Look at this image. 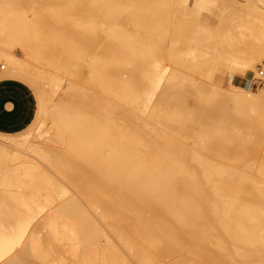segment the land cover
Masks as SVG:
<instances>
[{
	"label": "bare ground",
	"instance_id": "obj_1",
	"mask_svg": "<svg viewBox=\"0 0 264 264\" xmlns=\"http://www.w3.org/2000/svg\"><path fill=\"white\" fill-rule=\"evenodd\" d=\"M23 1L21 0L19 3L23 4ZM11 3L8 4L10 8L13 7L11 9H7V6H5L6 9H2L0 6V58H3L6 63L8 62L11 71L2 77H13L21 80L23 76L26 79L28 78L27 81L38 91L39 109H41L38 111V116L39 112L42 113V110L45 115H48L43 120L41 119L39 134L42 135L43 131L50 132L53 130L54 137H56L57 142L59 141L62 144L63 148L61 147L62 149L57 151L48 150L47 153L44 148L42 150L43 146L40 147L41 144H37V140L34 139L31 143L28 140L31 144L29 147L34 152L41 153L45 151L46 154L42 152L45 157L44 155L41 156L48 160L63 179L69 181L80 180L81 183L89 186V189L83 192L82 195L86 197L91 208H94L95 210H93L101 216V221L102 218L103 222H105L104 219L125 220L126 217H129L127 215L131 213L139 219L138 225L141 224L140 221L143 219L147 223L150 221V223L146 224L142 220L144 222L141 225L142 227L143 224L148 225L154 230V234L158 233L155 231L157 229L160 232L162 231L161 233L164 234L161 235H165L168 240L170 239L171 245L167 243L170 245L168 248L176 246L179 249L182 247L197 251L206 247L205 243L201 244L200 242L208 239L207 232L209 228L204 224V221L209 220L208 222H210L211 219L208 218L212 215V217H215V219L213 217L214 220L219 218L217 220H219L221 226L218 224V227L216 224L215 228L214 226L210 227H213V229L220 228L218 230L223 229L222 231H225V234H228L234 240L241 238L240 235H245L246 242L243 241L246 245H248L247 241L251 240L249 242L253 243L252 245L255 243L260 249H263L260 246L264 245V242H260L263 240L261 236L258 237V233H260V227L264 225V164L261 166L255 162V157L261 155V149L257 143L262 147L263 130L260 134L258 133L260 130L246 131V133H250V139L245 134L248 140L242 141L244 134H242V137L240 136L241 139H238L237 136L231 138V134H226V132V141L222 139V146L229 145L227 148L223 147V150L227 149V151H224L227 152L226 155L220 153V157L225 160L224 162L228 161V158L225 157L228 155L230 161L234 159L232 155L236 153H232L236 152L237 149L240 150L242 144L243 146L245 144L247 152H243L247 154V158L254 157L253 161H251L252 159L246 160L248 162L245 174L242 175L233 167L234 160L232 163L227 162L232 166L230 167L226 163L224 165V162H215L214 160L217 158L212 159L210 151H212V144L216 140L210 137H212L211 134L219 136L220 133L218 132L219 135L218 133H211L207 137L208 128L218 126V120L213 122V116L216 117L221 109L214 106L213 103L210 104L211 106L209 105L213 100L208 101L211 97L206 92L205 87L207 86H205L206 83L202 82L203 79L199 82L193 77L182 74L181 69L185 67V61L181 58L175 46H168L170 31L166 26L164 27V24L166 19L171 20L169 16H172V14L170 12L167 14V11L174 6L171 1L57 0L55 2L45 0L43 4L30 6L33 12V18L31 19L26 11L18 9L19 6L14 8L10 5ZM80 11L89 14L90 17L85 18L82 16L80 18ZM150 18H152V21L154 18V24L149 22L151 21ZM243 23L245 24V22ZM50 25L54 28L53 35H51L52 33H45L46 27ZM127 25H131V28ZM241 26L244 27L243 24ZM261 27L255 24L251 27V30L257 34L258 41H261L262 38ZM248 31L250 30L248 29ZM146 40L151 42L148 43ZM31 41L37 43L33 47L34 54H41L44 48L51 49L49 55L52 54L54 57L50 64L69 76L67 100L50 105L49 102L52 101V98L50 100L45 89H42L40 81L42 77L48 78L43 73L45 71L42 72L43 75H40L42 74L40 72L36 73L32 67L30 68L26 65L27 63L25 64L24 61L18 59L10 51L14 45L28 47L30 45L32 47L33 42ZM28 47H26V50ZM252 47H254L252 49L254 57L251 56L250 59H247L249 56L245 57L247 69H253L256 60L261 61L264 59V42H258ZM41 48H43L42 51ZM23 49L25 48L23 47ZM30 49L28 48L29 52ZM49 51L47 50V52ZM47 52H45L47 57L43 54L42 57L48 59ZM188 54H191V52ZM39 59L37 58V60ZM163 60L167 61L168 64L162 68L161 63ZM193 61V64L187 67L189 70L192 69L196 72L200 68H198L196 60ZM43 62L45 63V61ZM4 66L6 67V65ZM84 66L89 69L88 76H82L81 70ZM213 68L212 70L216 67ZM39 70L42 71L43 69ZM57 75L49 77L55 85L63 79L60 75ZM205 79L208 80L207 76ZM50 81L48 80V82ZM162 81L165 84H162ZM80 82L83 83L89 93L86 92L85 94L83 92V95L80 96ZM160 84H162L163 89L161 86L162 91L153 100L156 89ZM244 87L240 88L239 91L237 90L239 92L237 95L238 102H242L240 104H245L248 108L251 106L253 111L261 110L260 108L254 110L253 107H264V88L259 92H254L246 86ZM230 91L229 94L233 95L234 90L233 92ZM189 96L195 99L197 105H194V102L192 103L190 99V103L193 104L192 106H196L195 108H191L188 104L187 98ZM234 100L236 101V99ZM235 101L231 100V102ZM207 102L209 103L207 104ZM262 110L261 112L264 111ZM259 115H261L259 117L260 122H257L258 119H255L257 117L254 118V116H252L254 119H251L256 122L253 123L251 119L250 121L251 124H257L258 127L262 128L264 127V112ZM247 121L249 122V119ZM47 122L51 125L49 129L41 130ZM252 131L259 135L262 134V136H258ZM21 135L19 136L22 138L27 136L30 139L29 137H31L30 132L21 133ZM223 135H220V139L221 137L224 138ZM254 135L257 137L254 138ZM259 137L263 140H260ZM189 139H193V143H189ZM22 140L24 141V139ZM20 142L21 140H19V144ZM232 144H237L240 147L234 149L231 153L229 148ZM8 147L9 144L0 142V165H6L9 170V174L3 175L0 181L2 187L0 189V264H28L26 256L34 255L35 250L40 248L41 243L38 236H36L37 233L33 228V224L47 208L51 210L47 217H58L73 223L83 237H86L95 245L102 246L101 241L105 240L102 230L104 228L105 230L107 228L112 229H110L111 227L102 228L103 225L102 227L99 226L98 216L92 215L89 209L86 208L88 203H85L86 200L84 201L83 196L78 198L70 194L66 184H63L56 177H48L45 170L42 167L40 168L39 163L30 160V155L27 157L28 152L25 156L21 151L22 154L18 153L20 149L17 146L16 150L18 151L15 152H12L14 149L12 146L13 149L11 150ZM31 155L32 158L33 156L36 158V155ZM48 157L54 158L49 160ZM261 158L264 159L263 156ZM12 161L17 162L15 163L17 165L12 167ZM148 218L151 220H148ZM225 219H234L238 221V224L234 222L231 227L229 222V224L225 223ZM123 220L122 222L115 221L117 223H113V230L119 223H122L120 225L123 226L125 224ZM132 220L128 218L129 222L127 223L129 225L126 226L125 224L123 226L127 230L125 232L124 229L121 231L122 234L124 233L123 236L125 234L126 237L130 236L128 232L133 230L131 227L129 230L130 223L134 224ZM246 221L252 222L250 228L245 226ZM239 222L243 225L242 227H239ZM210 223L213 224V222ZM234 224L237 226L233 227ZM258 224L260 227L257 226ZM258 228L260 229L258 230ZM143 230L145 229H140L139 226L140 236L141 232H146ZM260 231L264 234V229ZM149 232L145 234L148 235ZM256 233V237L261 239H258V242H255L254 235ZM143 234L141 236L143 244L149 241L150 243L147 242V244L153 246L154 250L158 246V251L163 250L165 245L162 246V243L164 241H159L157 234H152L155 239H152L153 241L149 238L151 234L144 236V238ZM123 236L118 235L117 232V238ZM133 237L135 236L129 238V242L136 244L138 239L136 238V241L134 239V243ZM211 237L209 236V238ZM221 242L225 244V241ZM211 243L210 240L209 244ZM236 244L234 246L237 250ZM22 246H24L23 250L19 251L18 248L20 249ZM137 246L132 247L135 249ZM225 247L224 249H226ZM161 248L162 250H160ZM168 250L165 251L168 253ZM158 251L155 250V255L158 254ZM170 251L173 250L170 249ZM137 252L136 254L140 253ZM152 252L154 253V251ZM229 252L231 253V251ZM150 253L151 251H143L140 254L142 257L138 258L142 260H138L137 257L136 259L142 261V264H148L154 255ZM161 254L164 255V252H161ZM173 254L175 255V253ZM243 254L241 255L244 256ZM180 256H178L179 262L175 260L178 263L175 261L172 263L186 264V261L184 262L181 259L182 257L184 259V256L179 259ZM221 257L224 258V256ZM230 257H233V255ZM260 257L262 259L264 255ZM27 259L29 262H33L30 261L32 260L31 257H27ZM224 260L226 259L224 258ZM261 263L264 264V260Z\"/></svg>",
	"mask_w": 264,
	"mask_h": 264
},
{
	"label": "rangeland",
	"instance_id": "obj_2",
	"mask_svg": "<svg viewBox=\"0 0 264 264\" xmlns=\"http://www.w3.org/2000/svg\"><path fill=\"white\" fill-rule=\"evenodd\" d=\"M5 1H8V0H0V3H2V4H0V6L2 7V9H6L5 6H7V9L8 8L9 9L13 8V7L10 8L8 6V4L10 2H12V3L14 2L13 4L11 3L10 5L14 6V8L19 6L17 8L20 9V10L26 11V13L28 14V17L30 19L33 18V12H32V8H31L32 6L31 5H33V6L36 5L37 6L38 4H43V2H45V0H28V1L27 0L23 1L22 0L24 2L23 4L21 3L23 5L22 6L19 3V2H21V0L19 2H16L17 0L16 1H13V0L10 1L9 0L8 1L9 3L8 2L6 3ZM46 1H48V0H46ZM52 1L57 2V0H52ZM168 1H171L173 3V5H174V6H172V8L169 11H167V14L169 12H170V14H172V16L169 14L170 15L169 17H170L171 20L169 21L168 19H166L165 20L166 21L165 24H167V25L164 24V27L166 26L168 31H170L169 34H168V38H169L168 46H175V48L178 50L181 58L185 61L184 62V66L185 67H183L181 69L182 74L184 76L193 77V78H195L196 81H199V80L201 81L203 79L202 82L206 83L205 84V86H207V87H205L206 88V92L211 97L208 101H210V100L212 101L213 100V102H210V103L207 102V104L209 103V105H210V104L213 103L214 106H216L219 109H221L217 113V116H216L217 118L215 117V115L213 116V122L215 120L216 121L218 120L219 124L217 123L218 126H211L212 128H208L209 130H208L207 137L211 133H218L219 132L221 136L224 134L223 135L224 138L221 137V139H220L219 133H218L219 136H217V134L216 135L211 134L212 137H210V138H213V139L216 140L212 144V147H213L212 151H210V154L212 155V159L214 160V158H217L214 161L215 162L217 161L218 163L224 162L225 160H223L220 157V153L223 154V155L224 154L226 155L227 152H224V151H227V149L223 150V147L224 148L229 147V145L222 146L223 145L222 139H225L223 141H226V138H227V137L225 138L226 134H231L230 135L231 138H235L237 136L238 139H241L242 134H244V136L242 138V141L243 140H248V138L250 139V136H249L250 133L248 134V133H246V131L247 132H251V130H256V131L260 130V131H258V133L260 134V132H262L261 130H263V135H264V127L260 128V126L258 127L257 124L256 125L253 124L254 122H256L255 120H254V122L252 121V119L257 117L255 119H258L257 122H260L259 121V117L261 115H259V114H263L264 107L261 108L262 106H258V107L254 106L253 107V109L255 108L254 110H259L257 108H260L261 110L263 109L262 110L263 112H261V110H259L257 112L253 111L251 106H249V108H248V106H246L245 104H240L242 102H238L239 98L237 96L238 93H239L238 92L239 89L240 88H245L244 86H246L249 90L254 91V92H256V91L259 92L262 88H264V76L263 77H258L257 76V73H259V71L261 69H264V59L261 60L262 62L259 61V60H256V63L254 65L253 69H247V67L245 65V63L247 61L245 59V57L249 56L247 59H250L251 56H252V58L254 57V55L252 54L253 53L252 49H254V47H252V46L253 45L255 46L258 42L259 43L260 42H264V33H263L264 32V29H263V27H264V0H168ZM3 4H5V5H3ZM245 8H247V9H245ZM172 9H173V11H172ZM79 16H80V18L82 16L85 17V18H89L90 17L89 14H86V13H84L82 11H80ZM251 16H253V17H251ZM162 17H163V15H162ZM165 17H166V15H165ZM150 20L151 21H149V22H153V24H154V21H155L154 18H153V21H152V18H150ZM171 21H172V23H171ZM243 22H245V24ZM242 24H243L244 27L241 26ZM254 24L256 26H259V27L262 26L260 28V29H262L261 33H262V38H263V39L261 38V41H258L257 34L254 33L251 30V27ZM150 25H152V24H150ZM250 25H252V26H250ZM51 26L52 25L46 27V29H45V33L47 32L46 34H51L52 33L51 35H53L54 28H53V26L52 27ZM127 26L129 28H131V25H127ZM231 28H232V30H231ZM248 29L251 31V33H250V31H248ZM234 30H235V32H234ZM254 35H255V38H254ZM31 42H33L32 43L33 44L32 47H30V45H29V47L28 46H21V45H14L13 48L11 47L10 51L13 52L14 55L18 59H20L21 61H24L25 64L27 63L26 65H28L30 68L32 67V69H34V71H36V73L37 72L38 73L39 72L42 73L43 71H45L43 73H44V75H47L48 78L45 79V77H42L43 79L41 78L40 81L42 83V89H45V91L48 94V97L50 98V100L52 98V101L49 102L50 105H52L53 103L55 104L56 102L60 103V102H62L64 100H67L68 99V97H67L68 94H66V93H67V85L70 82L69 76L67 74H65V73H62V71L59 70V68H56L53 64H50V61L54 57V56H52V54L49 55L50 51H52L51 49L44 48L45 52H47V50L48 51L50 50L49 52H47L48 56H49L48 59H47V58L44 57V56H46L44 51L41 52V54H34V48L33 47L37 43L34 42V41H31ZM146 42L149 43L151 41L150 40H148V41L146 40ZM239 44H241V45H239ZM23 47L25 49H23ZM26 47H28L29 49L31 48L30 52H29L28 48L26 50ZM248 48H249V50H248ZM42 49L43 48H41L40 50L42 51ZM229 50H231V51H229ZM32 51H33V53H31ZM186 51H187V53H186ZM25 52H28V53L26 54ZM190 52H191V54H188ZM249 52H250L251 55L249 54ZM246 53H247V55H246ZM30 54H32L31 55L32 57L30 56ZM42 54L44 55L43 57L45 58V60L42 57ZM243 54H244V56H243ZM55 55H56V53H55ZM37 58L38 59L40 58V59L37 60ZM42 60L45 61V63ZM193 60H196L197 66H198V68H200L196 72L194 70H192V69L189 70V68L187 67L188 65L193 64V62H194ZM0 62H1V64L6 65V67L4 69H0V78H1L3 75L8 74L11 71H10V65L8 64V62L6 63V61L3 58H0ZM166 64H168V62L163 60L162 63H161L162 68ZM51 65H53V66L51 67ZM37 67H40V68H37ZM205 67H208V68H205ZM213 67L214 68L216 67V68L214 69ZM212 68L214 70H212ZM39 69H41V70L43 69V70L40 71ZM206 69L207 70L209 69V70H212V71H209V70L207 71ZM51 72H52V74H51ZM43 73L40 74V75H43ZM81 73H82V76H88L89 73H90L88 67L84 66L82 68V70H81ZM57 74L60 75L63 79L60 80V82H58V84L55 85V84H53L50 81V78L53 77L54 75H57ZM201 74H203V75H201ZM50 75H52V76H50ZM192 75H194V76H192ZM206 76H207V79L209 80V81L207 80L208 82L205 79ZM200 77H205V78H200ZM27 79H26L25 76H23L22 80L25 81L26 83H28L32 87V89H33V91H34V93L36 95V98H37V104L38 105H37V111H36L35 118L25 130H23L21 132H17V134L0 132V142H5L7 145L9 144L8 148L10 150L14 148L15 150L13 149L12 152L18 151V150H16V146H17L18 149H20L19 152H18L19 154L23 153V155L25 154V156H26V154L28 152L27 157H28V155H30V157H29L30 160H35L34 162H36L37 164L39 163L41 165V166L39 165L40 168L42 167L45 170V173H46V175L48 177H56V178H58L61 182H63V184H66V186L70 190V194H73L74 196H76L78 198L80 196H83L84 201L86 200L85 203H88L86 197L84 195H82V193L85 192L86 190H88L89 186L84 184V183H81L80 180L69 181V180H67L65 178L63 179V177L60 175V173L50 165V163L48 162L47 159L44 158L45 154H46V152L48 150L49 151L50 150L51 151H57V150L62 149L63 147H62V144L59 141L57 142L56 137H54L53 130L52 131L49 130L50 132L43 131L42 135L39 134V126L41 125V121L43 120V118H46L48 115H45V112L43 113V110H42L41 111L42 113L39 112V116L40 117L38 116V111L41 110V109H39L40 100H39V97H38V91L35 89V87L33 85H31L27 81ZM48 80L50 82H48ZM163 81H164V79H163ZM210 83H211V85H209ZM162 84H165V83L163 82ZM162 84H160V86L156 89V93L153 96V100H155L154 97H158L159 92L162 91L161 90ZM45 86H46V88H45ZM220 87H222V88L220 89ZM85 88L86 87H84L83 83L80 82V84H79L80 96L83 95V92H85V94H86V92H88V91H86ZM218 88L220 89V91H219ZM162 89H163V86H162ZM217 89H218V91H217ZM227 90H229L230 92H233V90H234V92H233L234 94L230 95L229 91H227ZM190 99H191L192 103L194 102L193 103L194 105H197L196 101H194L195 99L192 96H189L187 98L188 104L191 106V108L192 107L195 108L196 106H192L193 104L190 103ZM234 99H236L237 102ZM231 100L235 101V102H231ZM234 103H236V104H234ZM237 105L241 106V107H238ZM214 106H213V108H214ZM245 107H247V108H245ZM236 109H239L240 112H239V110H236ZM215 110H217V109H215ZM250 111L252 112V114H251ZM238 115H239V117H238ZM218 116H220V117H218ZM221 116H223V117H221ZM252 116H254V118H252ZM263 117H264V115H263ZM247 119H249V122L247 121ZM250 119L253 122L252 124H251ZM219 120H220L221 123L219 122ZM234 120H235V122H234ZM47 124H45V127L43 126L41 130H43V129L48 130L49 126H51V125H49V122H47ZM214 124L216 125V123H214ZM248 124H249V126L250 125L251 126L253 125V126L249 127ZM258 125H260V124H258ZM261 126H263V125H261ZM217 128H218V130H217ZM27 132L31 133V135H30L31 137H29L30 139H28L27 136L26 137L24 136L25 138H22V137L19 136V135H21V133H27ZM225 132H226V134H225ZM252 132H254V131H252ZM245 134L247 136H249V137L247 138V136H245ZM255 134L258 135V136H262V134L261 135H259L257 133H255ZM256 135H254L255 136L254 138L257 137ZM210 138H208V139H210ZM259 138H260V140L262 139L261 137H259ZM22 139H24V141ZM32 139L37 140V144H39V145L41 144L40 147L43 146L42 150H44V149L46 150V152L44 151L45 154H43L44 157H42L43 156L42 155L43 151L42 152L40 151L41 153H38V152H34V151H32L30 149L29 146H31V144H30L31 141L33 142ZM19 140H21L20 144H19ZM28 140L30 141V143H29ZM192 140L193 139H189L188 142L189 143H193L194 140L193 141ZM254 140L257 141V139H254ZM49 141H51V142H49ZM23 142H24V145H23ZM257 142H260V141L258 140ZM262 142H263L262 147H260V144L257 143L259 145V148L261 149V155L257 156V158L255 157L256 164L257 165H261V166H263V164H264V159L261 158L262 156L264 157V140ZM26 145H28V146H26ZM49 146H52V147H49ZM240 146L237 145V144L236 145L232 144V146H231L232 149L229 148L231 150V153H232V151H234V149H237L239 147L241 148L240 150L237 149L238 152L236 151V152L232 153V154H235V153L237 154V155L236 154L232 155L234 157V159H232L233 158L232 157L231 158L232 160L230 161L229 160L230 159L229 155H228L229 157L228 156H225V157H226V159L228 158L227 159L229 161V162L227 161L228 163H232V161L234 160L233 163H232L233 167L236 168L237 171L243 175V174H245L247 172V162L248 161L246 162V160H251L252 159L251 161H253L254 157L248 159L247 158V154L245 152H243V151L247 152V150L245 149L246 148L245 144H244V146H243V144L240 145ZM53 147L55 149H51ZM229 149H228V151H229ZM24 150L26 151V153H25ZM214 152L216 154L217 153L218 154L216 155ZM207 153H209V152H207ZM31 154L36 155L35 156L36 158H34V156L32 158ZM244 154H246V155H244ZM53 158L52 157H48L49 160H52ZM237 159H238V161H237ZM15 161H17V160H15ZM15 161L11 162L12 163L11 164L12 167L17 165V164H15V163H17ZM227 162H224L223 164L225 165V163H226V165H229L230 167H232L230 164H227ZM249 163H250V161H249ZM251 164H253V163H251ZM8 172H9V170L7 169L6 165H4V164L0 165V181H1V178H2L3 175H8L9 174ZM1 188L2 187L0 186V189ZM0 193H1V191H0ZM76 193H77V195H76ZM86 206H87L86 208L89 209V211L92 213V215L98 216L97 218L99 220L101 219V216H99L98 213L96 211H94L95 210L94 208H93L94 210L91 208L89 203L86 204ZM50 211H51L50 208H47L45 210V212L43 213V215L41 217H39L38 220L35 221L34 224H33V228H35V231L37 233L36 236H38V239L41 242L40 243V248L41 249L39 248L38 250H35V254L34 255L33 254L28 255L27 254L28 256H26V261H27L28 264H43V263L44 264H80L79 261L82 260L83 258H84V261H83L84 264L85 263L86 264H142L141 263L142 261L141 262L138 261V260H142L141 258L138 259L139 257H142V255H140V254H142L143 251L144 252L145 251L146 252L151 251L150 254H152L153 253L152 251H154L153 254L155 255V253H156L155 250L158 251L159 250V246L157 247V249L155 248V250H154L153 246H150V244H149L150 242L149 241H147V242H149L148 244H147V242L145 244H143L142 243L143 239L141 240V236H142V234L144 232H141V236H140V234H139L140 232H138L139 231V226H140V229H142V228L145 229V230H143V231H146L145 233H148L149 230H150L149 234H151V235H150L149 238L151 240L154 239L152 237V234L153 235L157 234V237L159 238V241L161 240L162 242L164 241V243L166 242L165 244L162 243V246L165 245V246H163L164 248L162 247L163 250L161 248L160 250H162V251H158V254H156L157 256L155 255L156 257L153 255L152 259H154V260L151 259L152 261L150 260V262H152V263L148 262V264L149 263L150 264H171L175 260H177L179 262L180 260H178V256H180V255L184 256L185 260L183 259V257L181 258V256L179 257V259L181 258L184 262L186 261L185 262L186 264H187V262H188V264H194V263L195 264H262L261 262L264 260V257H262V259H260L261 258L260 256L264 255V254H261V253H264L263 252L264 245L260 246V244H258L260 247H263V249L262 248L260 249L257 245H255V243H254L255 246L252 245L253 243L249 242L251 240L247 241L248 245H246V243H245L246 242L245 235H240L242 239L241 238H239V239L237 238L236 239L237 241H236V240H234V238H232L228 234H225V231L224 232L222 231L223 229L218 230L220 228H217V227H216L217 229H213V227H210V226H214V228H215L216 224H217L216 226H218V224L220 225L221 223H219L218 222L219 220H217L219 218H217L216 219L217 221H216V220H214L215 217L213 216L214 217V219H213L212 215H210L211 217L209 216L210 218H208V219H211L210 222H213V224L214 223L215 224L213 225L212 223L208 222L209 220L204 221V224L209 228L208 229L209 231L207 232L208 239L205 240V241L201 240L202 242H200L201 244L205 243L206 247L205 248L203 247V249L201 248V249H199L197 251L188 250V248L185 249V248H182V247H180V249H179V247H176V246H172L171 248H168V246L170 247V245H171V242L169 241L170 239L168 240L165 235H161V234H164V233H161L162 231L160 232V230L157 229L155 231L158 232V233L154 234V230H152L151 227H148V225H146V224L150 223V221L147 223V221L143 220V219L142 220L145 221L146 224H143V227H142L141 225L144 222H142V220H141L140 221L141 224L138 225L137 223H139V219H137L134 216V214L132 215L130 212H128V213H130V215H127L129 217H126L127 221H126L125 218H124L125 220L122 219L125 222L126 226L129 225V223H127V222H129L128 218H130L131 220L132 219L135 220V221L132 220V222H134L133 225H132V223H130L131 225L129 226V230L131 228L133 230L128 232L130 234V236L129 235L127 236L128 240H127L126 234L124 235L125 236L124 237L123 236L124 233L123 234L121 233V231H123V229H124L123 226H125V224H123V226H121L122 223L117 224L119 227L115 226V230H113L114 228L112 227L118 221L122 222V220L104 219L105 222H103V218H102V221L101 220L99 221V223H100L99 226L102 227V225H103L102 228L111 227L110 229L113 230V231L109 230V228H107L106 230L104 228L102 230L103 231L102 232L103 233V238H105L104 241L106 243L104 241H101V244H102L101 248L105 247V248H107L108 251H110L109 252L110 254H107V253L105 254V253L100 252L99 250H97L96 247H98V246L100 247V245H95L94 243H91V241L89 239H87L86 237H83V235H81L79 233V231L76 229V227L74 226L73 223L67 222L66 220L58 218V217H47L48 213ZM149 219L150 218H148V220ZM115 221H117V222H115ZM225 221H226L225 222L226 224L229 222L231 224V227H232V224L234 222H236L238 224V221H236L234 219H232V220L225 219ZM153 222H155V220H153ZM240 222L242 223L243 221H240ZM241 223H240L239 227L243 226V225H241ZM246 223L247 224L245 226L248 228L252 222L250 223V221H246ZM234 226L236 227L237 225L234 224L233 227ZM257 226H259V224ZM147 227H148L149 230L147 229ZM120 228H122V230L119 231ZM260 228H258V230L260 229V230L263 231L264 225H263V227L261 226ZM260 230H259L260 233H258L259 234L258 237L261 236V239L263 241H260V242H264V238H262V237H264V234ZM125 231H127L126 228L124 229V232ZM117 232H118V235L121 234V236H123V237L117 238ZM132 232H133V234H132ZM145 233L143 234V238H144V236H149V234L147 235ZM212 233H213V235H212ZM223 233H224V235H223ZM249 233H250V229H249ZM133 235L135 236V237H133V241H134V239L136 241V238H137L138 240L136 241V244L139 247L136 244H133V242H129V238L132 237ZM209 236H212V237L209 238ZM254 236L256 238L255 242H258L259 240H261L260 238L256 237L257 233ZM214 237H215V239H214ZM228 237H229V239H228ZM121 238H123V239H121ZM146 238H148V237H146ZM255 238H254V240H255ZM150 239H146V240H150ZM209 239L212 241L211 244H209V241H210ZM249 239H251V237H249ZM252 239H253V237H252ZM243 240H245V242ZM107 241H108V243H107ZM135 241H134V243H135ZM144 241H145V239H144ZM221 241H225V244L223 243L224 244L223 245ZM232 241L235 242V243H233ZM122 242H124V243L122 244ZM213 242H216V243H213ZM217 242L221 243L223 246L221 244L217 243ZM125 243H127L126 244L127 246L125 245ZM129 243L130 244L132 243L133 245H130ZM167 243H169L170 245H168ZM227 243H229V244H227ZM87 244H89V245L87 246ZM234 244H236L237 250L235 249ZM81 245H82V247H81ZM151 245H153V244H151ZM74 246H75V248H74ZM122 246H124V247H122ZM132 246H137V248L133 249L134 247H132ZM224 246H226L225 247L226 249H224ZM249 246H251L250 248L252 250L249 248ZM256 246L258 247L257 250H256V248H257ZM131 247H132L133 250L131 249ZM174 247H176V248L174 249ZM23 248H24V246H22L20 249L18 248V250L22 251ZM78 249H79V251H78ZM170 249L173 250V251H170ZM248 249L250 250V252H249ZM140 250H142V251H140ZM165 250H168V253L170 252L172 254H170V253L168 254ZM202 250H203V252H202ZM212 250H213V252H212ZM137 251H139L140 253L136 254V253H138ZM200 251H201V253H200ZM229 251H231V253ZM246 251H247V254H246ZM130 252H132L133 254L130 253ZM161 252H164V255L161 254ZM173 253H175V255ZM242 253H244L243 254L244 256L241 255ZM132 255H134V256H132ZM220 255L224 256V258L226 260H224V258L221 257ZM231 255H233L234 259H232L233 257H230ZM245 255H247V256H245ZM33 256L36 259H38V257H39V259L36 260ZM27 257L28 258L31 257L32 260H30V261H33V262H29ZM136 257H137L138 260L136 259ZM214 257H215V259H214ZM245 257H246V259H245ZM222 260H224V261L222 262ZM249 260H251V261H249ZM178 262H176V263H178ZM172 264H175V263H172Z\"/></svg>",
	"mask_w": 264,
	"mask_h": 264
},
{
	"label": "crops",
	"instance_id": "obj_3",
	"mask_svg": "<svg viewBox=\"0 0 264 264\" xmlns=\"http://www.w3.org/2000/svg\"><path fill=\"white\" fill-rule=\"evenodd\" d=\"M37 105L36 95L28 83L13 77L0 78V132L17 133L25 130L35 118ZM101 247L96 248L110 254L107 248ZM83 261L84 258L79 263L84 264Z\"/></svg>",
	"mask_w": 264,
	"mask_h": 264
},
{
	"label": "built area",
	"instance_id": "obj_4",
	"mask_svg": "<svg viewBox=\"0 0 264 264\" xmlns=\"http://www.w3.org/2000/svg\"><path fill=\"white\" fill-rule=\"evenodd\" d=\"M5 68V66H4V64H1V62H0V69H4ZM260 72H264V69H261L260 71H259V73ZM260 77H263V76H260Z\"/></svg>",
	"mask_w": 264,
	"mask_h": 264
},
{
	"label": "clouds",
	"instance_id": "obj_5",
	"mask_svg": "<svg viewBox=\"0 0 264 264\" xmlns=\"http://www.w3.org/2000/svg\"><path fill=\"white\" fill-rule=\"evenodd\" d=\"M257 76H258V77H260V76H264V72L257 73Z\"/></svg>",
	"mask_w": 264,
	"mask_h": 264
}]
</instances>
